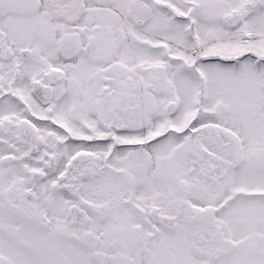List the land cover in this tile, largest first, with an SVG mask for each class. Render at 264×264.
<instances>
[{
	"label": "snow or ice",
	"instance_id": "1",
	"mask_svg": "<svg viewBox=\"0 0 264 264\" xmlns=\"http://www.w3.org/2000/svg\"><path fill=\"white\" fill-rule=\"evenodd\" d=\"M0 264H264V0H0Z\"/></svg>",
	"mask_w": 264,
	"mask_h": 264
}]
</instances>
